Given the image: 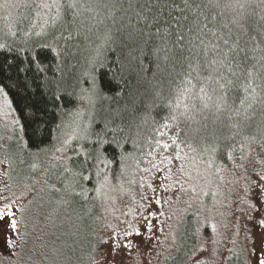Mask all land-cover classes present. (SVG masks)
<instances>
[{"label":"snow or ice","instance_id":"snow-or-ice-1","mask_svg":"<svg viewBox=\"0 0 264 264\" xmlns=\"http://www.w3.org/2000/svg\"><path fill=\"white\" fill-rule=\"evenodd\" d=\"M13 2L15 7L38 9L36 16L43 21L39 25L40 30L33 33L43 40L42 43L32 41L29 32H25V47L14 48L7 44H0V49H6L8 53H16L12 63H9L8 56L3 54L0 77H3L5 64L8 70L14 69L17 74L21 71L25 73L32 71L33 83H36L44 100L43 107H37L31 100H25L19 108L20 116L12 121L13 125H19V131L22 133V136L17 139L14 153L19 163H25L24 156L27 154L33 158L28 165L29 168L36 170L41 166L38 162L41 155L51 153V159L46 162L48 166L44 168L45 174L53 169L61 170L60 177L70 176V186H79L80 192L76 195L82 196L85 200L88 199L89 191L99 195L106 187L115 189L112 181H119L128 169L142 173L138 181L133 179L129 182L138 183L141 189H145L146 186V190L140 196V222L146 230L151 231L154 225L149 217L163 215L152 208L153 203L161 204V198L156 195L153 172L158 173L166 169L169 175L165 179H170L175 175L170 165L173 161H181L177 171L184 176L190 175L185 170L183 161L187 153L181 154L182 145L191 152H197L199 149L201 156L207 154L209 158L201 163H206L208 169H211L215 161L219 159L222 167H217L216 172L222 171V168H228L224 161H231L242 171L236 183L243 180L239 189L235 187L229 189L230 196L235 197L233 202L236 203V209L232 211V221L225 227L234 229L235 234L231 238L233 247L227 248V254L219 250L221 234L217 231L216 224L211 225V233L204 237L199 235L200 230L197 228L193 233L194 242L186 253L185 264H210V261L211 264H216V257H220L226 264L229 259L228 254L236 255L234 249L241 227L236 219L235 211L239 212L244 222L245 236L241 248L244 264H264V120L258 126L259 140L256 136L245 137L249 141L248 152L250 153L240 157V160L245 163H236L237 145L233 143L235 137L240 135L247 126L246 122L251 119L247 115L248 109L258 102L256 87H264V85L253 87L251 80H264V76L247 70L249 83L247 85L238 83L245 71L244 65L249 59L248 49L240 45V36L233 41L232 30L224 31L228 25L219 22L217 14L213 12V9L221 7V0H111L110 3L106 0H87V3L82 0H38V2L37 0H22V2L13 0ZM259 3L264 6V0H259ZM2 6L8 8L12 5L5 0ZM224 6L244 8L245 4L234 0ZM103 8L110 9L109 18L114 15V11H120L128 17L131 25L128 39L139 43L150 65H152L151 58H155L154 77L157 74L171 77L172 80L176 76L182 77L180 85L175 88L177 94L175 99L157 92L151 105L161 110H168V115L162 117L161 126L174 133L171 143H165L163 142L165 133L157 129L161 139H153L148 144L149 148H152L154 143L156 148L172 150L171 155L161 153L159 162H156L157 153L154 149L144 151L139 126L134 129L133 124L125 119L127 105L121 107L118 103L121 95H131L128 82L121 75L124 72L122 63L114 62L110 65L106 58L94 57L87 61L79 75L70 76L66 71L74 67L72 62L79 51V38L85 35L83 31L86 27L85 21L103 22L96 20V15ZM85 12L94 13V15L85 16ZM132 18L135 19L136 24H132ZM261 19L264 20V16ZM233 22L239 25L238 20L234 19ZM239 26L247 32L243 25ZM9 34L17 35L16 32ZM259 37L264 39V28L260 30ZM156 39L162 42V46L155 43ZM249 40L256 41L257 36H251ZM149 48L150 53L147 52ZM162 51L165 53L163 57L159 55ZM241 53H244L243 59H241ZM260 60L264 61V56H261ZM25 62L26 67H24ZM261 68L264 69V64H261ZM11 79L10 76L0 78V96L4 98L8 108L16 111L9 97V93L14 90V85L8 82ZM194 80L197 83H193ZM20 86L21 81L17 79L15 88ZM23 87L26 92L30 91L26 81L23 82ZM197 88L198 93L193 95ZM241 88L246 95L238 97L236 93ZM249 88L252 89L251 93H248ZM230 95L233 103L238 99L239 104L244 106L243 113L240 108L231 107ZM181 97L193 101L183 104L185 111L202 112L214 108L215 114L212 121L214 125L220 121L219 114L225 110L229 112V120L233 115H242L245 123L230 124L235 131L227 136H220L215 129L208 132V125L205 123L204 130L207 134L201 136L200 144L194 147L192 140L188 137V130L180 127L177 115L173 114L176 108L180 107ZM249 98L251 103H247ZM66 100H70L74 107L68 109ZM114 100L117 101L115 107L111 103L106 104ZM196 100H199L200 107H197L194 102ZM259 103L264 105V98ZM98 111L105 113L99 123L96 121ZM85 114L88 115L87 122H84ZM261 116L264 117V111L261 112ZM189 118L194 119L191 116ZM169 119L175 127L167 122ZM56 120L59 122L53 127V122ZM68 128L72 129L71 133L67 132ZM239 147L243 149L244 145L241 144ZM10 148V145L0 144V151L4 153V159H0V165H12V159L8 155ZM142 163L148 166L140 167ZM161 166L164 168L162 169ZM2 175L11 178L8 171ZM220 180H224V176H220ZM44 183L47 181L45 180ZM174 183L180 186V191H185L180 178H177ZM86 185H92V187L89 188ZM171 187V184L167 185L165 191ZM5 189H8L7 183H5ZM147 189L151 190V195L147 193ZM72 191L75 192V187ZM192 191L195 192L196 189L193 187ZM212 195L215 199L216 193ZM25 210V206L20 204L18 199L0 196V222L5 223L10 229V233L0 234V239L3 240L6 248L18 245L25 239L20 232L23 219L16 218L17 211L23 217ZM125 224L124 237L132 236L133 232L137 236L142 235L136 222L125 221ZM16 236L20 237L19 242ZM99 244L109 246L113 257L122 246L130 247L128 243L122 244L113 233L109 234L108 239L101 237Z\"/></svg>","mask_w":264,"mask_h":264},{"label":"rangeland","instance_id":"rangeland-1","mask_svg":"<svg viewBox=\"0 0 264 264\" xmlns=\"http://www.w3.org/2000/svg\"><path fill=\"white\" fill-rule=\"evenodd\" d=\"M7 2L12 6L4 8L2 5L5 0H0L1 22L9 21L10 15L17 8L21 10L17 14V20L27 18L31 9L35 12V16L36 11H39L33 8L15 7L13 0ZM86 116L87 114L84 116V122H87ZM16 118L14 111L7 107L4 98L0 96V137H3L0 139V144L11 146L8 155L12 159L11 166L0 165V196L18 199L26 208L23 217L20 212H16V218L23 219L20 232L25 239L19 242L20 237L16 236L19 243L11 248H6L3 240L0 239V264H161L165 256L177 248L178 243H189L192 239L185 224L189 219L187 211L193 206L200 207V216L192 210L191 218L195 223L201 218L200 223L204 231L202 237L211 233V225L216 224L217 231L221 234L219 250L227 254V248L233 247L231 238L234 237V229L226 228L225 225L230 224L232 211L236 209V203L233 202L235 197L230 196L229 189L232 187L239 189L243 184V180L236 183L242 171L236 168L235 163H226L228 168L216 172V168L222 165H213L208 169L206 163H201L207 158L197 154H187L183 162L186 172L190 175L184 176L177 171L181 161H173L170 165L172 172L175 173L170 179H165L169 175L166 169L158 173L153 172L154 187H156V195L161 198V204L153 203L152 208L163 215L149 217L154 227L148 231L140 222L139 208L140 196L146 190V186L145 189H141L138 183L129 182L133 179L138 181L142 173L128 169L119 181H112L115 189L106 187L99 195L89 191L88 199L85 200L82 196L76 195L80 192L79 186H70V176L60 177L61 170L53 169L45 174L44 168L48 166L46 162L51 159V153L41 155L38 161L41 166L36 170L29 168L28 165L33 158L27 154L24 156L25 163H19L14 153L17 139L22 133L19 131V125L12 124ZM71 130L68 128L67 132L71 133ZM155 153H157L156 162H159L161 153L173 154L171 149L165 151L162 148H157ZM181 154L185 153L181 152ZM246 154L250 155L248 151ZM240 157L241 154L236 157V163H245ZM0 159H4L2 151H0ZM147 166L146 163L142 164V167ZM5 171L10 173L11 178L2 175ZM220 176H224V180H220ZM177 178L182 180L185 191H180V186L174 183ZM45 180L47 183H44ZM5 183L8 189H5ZM169 184L172 187L165 191ZM86 186L90 187V185ZM73 187L75 192L72 191ZM193 187L196 189L195 192L192 191ZM147 193L151 195V190L147 189ZM213 193H216L215 199ZM235 216L240 222L241 233L234 249L236 255L230 258L231 262L228 259L226 264H240V262L244 264L241 253L245 236L244 222L238 211H235ZM125 221L136 222L142 235L137 236L133 232L132 236L124 237ZM3 233H10V229L5 223L0 222V234ZM110 233L115 234L122 244L128 243L130 247L122 246L113 257L109 246L99 244L101 237L108 239ZM215 260L216 264H225L220 257H216Z\"/></svg>","mask_w":264,"mask_h":264},{"label":"trees","instance_id":"trees-1","mask_svg":"<svg viewBox=\"0 0 264 264\" xmlns=\"http://www.w3.org/2000/svg\"><path fill=\"white\" fill-rule=\"evenodd\" d=\"M82 2L87 3V0H82ZM106 2L110 3L111 0H106ZM230 2H234V0H221V7L213 9V12L217 14V19L219 22L228 25V28L224 29V31H228V29L232 30L233 41L236 40L237 36H240V45L248 49L247 55L249 59L244 65L245 71L241 75L240 81L238 82L242 85H247L249 83V78H247V70H251L253 73L259 74L260 76H264V69L261 68V64H264V61L260 60V57L264 56V39H260L259 37L260 30L264 28V20L261 19V17L264 16V6L260 5L259 0H239L240 3L245 4L244 8H228L224 6ZM20 12V8H17L12 13V15H10L9 21H0V44H7L14 48L25 47V32H29L32 41L42 43L43 40L33 34L35 31L40 30L39 25L43 22L42 19L40 17H36L35 12H33L31 9V13L27 18L23 20H17V14ZM109 12V8H103L100 10L99 14L96 15L97 21H103L101 23L89 20L85 21L86 27L83 29L85 35L79 38V51L76 58L72 62L74 67L66 69V71L69 72L70 76L79 75L82 68L86 66L87 61L94 57L101 59L106 58L110 65L114 62L122 63L124 65V72L121 75L123 76L124 80L128 82L131 95H121L119 97L118 103L121 107L127 105V111L124 113V116L127 121L133 124L134 129L136 126H139L140 140L144 146V151L147 152L153 149L155 151L157 148L155 147L154 143L152 148H149L148 144L152 142L153 139H161L158 131L165 133L163 136V142L165 143L168 141L171 143V137L174 133L170 129H165L161 126L162 117L168 115V110H161L159 107H152L151 105L153 103V99L155 98V94L157 92H161L165 97L175 99L177 96L175 88L180 85L182 77L176 76L174 80H172L171 77L161 76L160 74H157L154 77L153 73L155 68L153 65L155 64V58H151L152 65H150L149 59L145 58V54L141 50L139 43L128 39V33L131 31V25L128 22V17L124 16L120 11H114V15L109 18ZM84 15L92 16L94 13L85 12ZM234 19L238 20L239 25H243L244 28L247 29V32H244L238 24L234 23ZM113 20H115V23H113ZM132 24H136L134 18H132ZM137 27H139V25H137ZM89 28L91 30H89ZM10 32H16L17 35L12 36L9 34ZM251 36H257V40H249V37ZM155 43L162 46V42L159 39H156ZM147 52L150 53L151 49L149 48ZM3 54L8 56L9 63L13 62V56L16 55L15 52L8 53L6 49H0V63H3ZM164 54L165 53L162 51L159 55L163 57ZM243 57L244 53H241V59H243ZM26 66L27 64L25 62L24 67ZM161 66H164L163 63ZM4 69L5 71L3 77L0 78L7 76L12 77V79L8 82L14 85V90L9 93V97L13 101V107L17 109L14 111L16 117L20 116L19 108L25 100H31L36 104L37 107L44 106V100L41 96L40 90L36 87V83H33L32 71L27 73L21 71L19 74H17L14 69L8 70L6 64L4 65ZM177 71L179 72V69H177ZM109 76H111V73H109ZM17 79L21 81V86L19 88H15ZM25 81L27 82L30 91L26 92L25 88L23 87V82ZM193 83H197V81L194 80ZM251 83L253 87H256L257 85H264V80L252 79ZM251 90L252 89L249 88L248 93H251ZM197 93L198 88L193 92V95H196ZM256 93V99L258 102L254 103L252 108L248 109L247 111V115L250 116L251 119L246 122L247 126L244 127L241 134L237 135L233 141V143L237 145L235 157L239 156L240 154L242 156L247 153L249 141L246 140L245 137L256 136L257 140L260 139L258 126H260L261 121L264 120V117L261 116V112L264 111V105H261L259 101L264 98V87H256ZM236 95L239 97L246 95V93H244L243 89L241 88V90L238 91ZM186 102L190 103L193 101H188L187 98L181 97L180 107L176 108L173 114L177 115L180 127L188 130V137L192 140L194 147L200 144L201 136L207 134V132L204 130L205 123L208 125V132H211L213 129H215L217 134L220 136L231 135L232 132L235 131L230 127V124L245 123L242 115H233L231 120H229V112L225 110L219 114L220 121L214 125L212 123L215 114L214 108L211 110H204L202 112L191 110L185 111L183 104ZM194 102L197 104V107H200L199 100ZM65 103L68 109L74 107L70 100H66ZM107 103H111L112 106L115 107L117 101L114 100L111 102H106V104ZM247 103H251V98H249ZM229 104L233 109L240 108L241 113L244 112V106L239 104L238 99L235 103H233L231 95L229 97ZM181 113H184V115H181ZM253 113H255V115H253ZM104 115L105 113L98 111V114L96 115L97 123L100 122L101 117ZM190 116L194 117V119H190ZM86 117L88 120V115ZM205 117H207V120H205ZM58 122V120L54 121L53 127L55 126V123ZM167 122L175 127V124L170 119ZM157 129L158 131H156ZM193 129H199L200 131L193 132ZM183 138L184 137H182V139ZM241 144L244 145L243 149L239 147ZM181 148L182 153L200 155L199 149L197 152H191L187 148H184L183 145ZM202 157L207 159L209 158L207 154L203 155ZM230 162L231 161H224V163ZM142 164L140 165L141 167ZM214 165H221V161L217 159ZM91 187L92 185H90L89 188ZM192 210H195V213H198L200 216V207L193 206L192 209L187 211V213L189 212L187 214L189 219L185 224V228L187 227V231L191 233L192 239H190V241L187 240L189 243H178L177 248H175L171 253L167 254L161 264H185L187 259L186 253L195 239L192 233H195L196 229L198 228L200 230L199 234L202 237L204 231L202 224L200 223L201 218H199V221H196L195 223L191 218ZM230 258L232 259L231 255H229V261ZM240 264H242V262H240Z\"/></svg>","mask_w":264,"mask_h":264}]
</instances>
